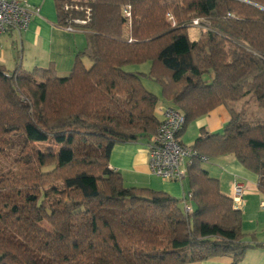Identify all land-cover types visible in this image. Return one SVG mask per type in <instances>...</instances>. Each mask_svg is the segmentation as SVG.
Listing matches in <instances>:
<instances>
[{
  "label": "trees",
  "instance_id": "obj_1",
  "mask_svg": "<svg viewBox=\"0 0 264 264\" xmlns=\"http://www.w3.org/2000/svg\"><path fill=\"white\" fill-rule=\"evenodd\" d=\"M54 2L61 28L86 18L65 4L90 9L73 24L86 44L69 73L0 64V264H237L264 247L246 239L241 211L202 166L231 155L264 195V0ZM160 99L184 115L178 137L219 105L230 114L189 146L185 198L125 186L109 164L115 144L149 143Z\"/></svg>",
  "mask_w": 264,
  "mask_h": 264
},
{
  "label": "crops",
  "instance_id": "obj_2",
  "mask_svg": "<svg viewBox=\"0 0 264 264\" xmlns=\"http://www.w3.org/2000/svg\"><path fill=\"white\" fill-rule=\"evenodd\" d=\"M25 1L29 6L38 8V13L31 17L25 29L9 28L0 37L2 41L0 64L12 67L13 63L17 62L15 57H12L10 62L9 57H6L7 46L10 43L9 48L20 47V55L17 57L20 58L18 62L23 68L51 66L58 75H66L73 66L75 53L85 47V34L82 31L70 32L57 26L54 0ZM4 45L6 49H4ZM83 60L88 62L85 58ZM156 95L160 96V91H157ZM165 106L164 100L160 99L155 110L159 118H161ZM229 120L230 114L227 108L224 105H219L208 114L190 122L182 135L179 136V140L182 144L190 146L199 135L201 128H205L210 133L220 132ZM213 160L215 163H210V165L203 163L202 166L210 176L219 180L222 193L230 197L235 181H240L244 186L239 210L242 213V229L247 235L246 239L252 241L250 237L253 235L255 242L264 243V195L257 189L255 174L245 169L231 155H223ZM109 164L121 173L125 186L163 190L177 198L188 197L186 178L182 181H168L151 173L148 166L147 146L143 140L115 144L110 153ZM185 207H189L191 210L194 204L188 200ZM250 215L251 218H256L255 225L251 230H247L243 218ZM248 233L250 237H248ZM230 263V256H218L192 264ZM237 264H264V247L249 248Z\"/></svg>",
  "mask_w": 264,
  "mask_h": 264
},
{
  "label": "built area",
  "instance_id": "obj_3",
  "mask_svg": "<svg viewBox=\"0 0 264 264\" xmlns=\"http://www.w3.org/2000/svg\"><path fill=\"white\" fill-rule=\"evenodd\" d=\"M84 9L86 18H73L68 20L64 29L75 31L73 24H84L89 18L90 9L78 5L65 4L64 9ZM38 8L29 6L25 0H0V37L9 28L25 29L31 17L38 13ZM126 16H130L128 10ZM171 18V16H169ZM203 23L195 19L193 25L199 27ZM1 46V44H0ZM185 122L184 115L171 107H164L161 113V121L155 134L146 144L148 151V166L151 173L168 181H182L187 176V165L195 152L187 145L180 142L178 133ZM244 186L240 181L232 185L231 198L234 208L240 209ZM188 211L189 207H185Z\"/></svg>",
  "mask_w": 264,
  "mask_h": 264
},
{
  "label": "rangeland",
  "instance_id": "obj_4",
  "mask_svg": "<svg viewBox=\"0 0 264 264\" xmlns=\"http://www.w3.org/2000/svg\"><path fill=\"white\" fill-rule=\"evenodd\" d=\"M128 26H129L128 24L125 25V29L126 30L128 29ZM187 33H188V36H189L190 39L196 40L199 37V35H200V28H198L196 26L189 27ZM0 42H1L0 44H2V41L1 40H0ZM7 47H8V50L9 51L8 50L6 51V57L7 56L9 57V62L12 60V57L13 58L15 57L17 59V62L16 63H13L12 67H9L8 65H7L8 66L7 67L6 65H4L7 70L11 71V70L14 69V67L16 66V64L19 63L18 61H20L19 60L20 58L17 57L18 55H20V47L19 46H15V47L9 48L10 47V43L8 44ZM0 49H1V46H0ZM4 49H6V46L5 45H4ZM21 67H22V65H21ZM148 68H149V62H145L143 64L136 65V70L141 71V72H147L148 71ZM22 69H24V70H30V69H25L23 67H22ZM144 83H145V87L149 91H151L153 93H156V94H157V91L158 92L160 91L159 85L156 82H154V81H152L150 79H146L145 78ZM249 104L250 105H249L248 112H256L258 114L259 112L257 111L256 107L253 104L251 105V102H249ZM9 160L10 159L7 158L4 161V164H7L9 162ZM210 163H215V160H213V159L212 160H209L208 162L205 163V165H210ZM255 219H256L255 217L254 218L253 217L251 218V215L250 216H247L246 218H243V223H245V228L247 230H251V228L254 227V225H255ZM247 232H250V231H247ZM248 237H250L249 236V233H248Z\"/></svg>",
  "mask_w": 264,
  "mask_h": 264
}]
</instances>
